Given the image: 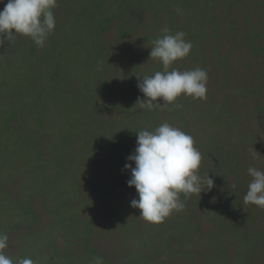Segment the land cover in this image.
I'll use <instances>...</instances> for the list:
<instances>
[{
  "label": "trees",
  "instance_id": "obj_1",
  "mask_svg": "<svg viewBox=\"0 0 264 264\" xmlns=\"http://www.w3.org/2000/svg\"><path fill=\"white\" fill-rule=\"evenodd\" d=\"M4 6L0 3V10ZM57 10L64 14L58 17ZM53 13L56 27L44 47H37L26 36L0 45V99L7 87L20 98L26 96L22 104L42 127L45 113L29 101H48L45 116H52L50 129L61 140L51 141L49 150L57 166L52 177H46L38 134L12 128L9 122L15 115L11 112L10 118H0L4 146L32 147L26 160L35 166L30 172L21 165L23 178L30 175L36 182L25 201L6 205L11 197L5 191L7 178L0 194V204L9 207L6 215L12 213L16 218L14 213H20L16 220L29 219L25 231L19 227L20 258H31L34 264H93L97 257L102 264H264V209L245 206L243 201L252 179L247 169L264 171V0H57ZM239 18L251 23L241 26ZM115 24L122 41L127 36H136L141 45L149 41L143 56L151 63L134 57L133 48L124 44L104 49L102 36ZM165 27L172 34L183 31L193 45L190 54L169 70L199 67L208 71L209 66L212 73L221 70L218 93L208 87L206 92V97L222 95L217 110L202 102L206 97L193 99L183 94L166 107L148 110L138 104L144 96L137 87V76L163 71L158 60L150 59V52ZM140 28L146 30L141 35ZM125 53L133 57L131 62ZM113 86L120 91L123 121H128L119 120L116 125L111 121L106 125L110 131L100 138L96 125L111 114L102 108L106 90ZM204 113L209 121L199 129L197 121ZM224 114L232 121L230 133L239 141L230 152L224 144L229 141L218 128L226 120ZM90 118L99 122L92 123ZM164 122L174 127L179 123V129L193 137L202 154L198 174H209L214 187L187 199L181 194L183 210L173 211L157 224L140 218L139 209L129 212L138 193L127 183L131 172L125 164L135 151L137 132L152 131ZM67 155L81 163L69 179L62 175ZM82 155L89 156L84 164ZM41 174L44 179H39ZM79 176L86 177L97 200H102L98 210L92 208L94 197L78 200L84 194ZM38 180L44 181L40 184ZM52 180H60L59 187ZM35 194L42 196L43 210L34 208ZM99 230L114 234L112 240L118 243L114 256L103 250L100 239L106 235ZM95 234H101L97 240ZM63 235L62 246L58 236Z\"/></svg>",
  "mask_w": 264,
  "mask_h": 264
},
{
  "label": "clouds",
  "instance_id": "obj_2",
  "mask_svg": "<svg viewBox=\"0 0 264 264\" xmlns=\"http://www.w3.org/2000/svg\"><path fill=\"white\" fill-rule=\"evenodd\" d=\"M0 3L5 4L0 10V45L5 40L11 42L17 36H26L37 47H44L56 27L53 9L57 7V0H7L6 3L0 0ZM162 31L164 35L153 41L150 59L158 60L163 71L137 76V87L144 96L138 102L142 109L166 107L174 104L182 94L193 99L206 97L208 74L205 70L199 67L186 71L169 70L175 62L190 54L191 41L185 39L183 31L172 34L167 27ZM161 99L163 103H160ZM252 155L256 157L255 152ZM127 159L129 163L125 164V170L131 172L127 183L138 193V198L131 201V207L139 209V217L146 222L158 224L173 211L183 210L185 204L181 194L187 199L191 194L201 196L202 192L214 187L209 174L206 177L198 174L202 154L193 137L167 122L152 131L137 132L135 151ZM247 173L252 179L243 198L244 205L264 209V171L249 167ZM8 247L9 236L0 233V264H34L28 257L13 261L5 255L4 250ZM93 264H102L101 258H95Z\"/></svg>",
  "mask_w": 264,
  "mask_h": 264
},
{
  "label": "rangeland",
  "instance_id": "obj_3",
  "mask_svg": "<svg viewBox=\"0 0 264 264\" xmlns=\"http://www.w3.org/2000/svg\"><path fill=\"white\" fill-rule=\"evenodd\" d=\"M222 6H224V5H222ZM63 14H64L63 12L57 10L58 17L60 15H63ZM227 19H226V22H227ZM239 22L241 23V26L251 23L250 20L245 22V20H243L242 18H239ZM117 29H118L117 25L115 24L114 26H112L111 29H109L102 36L104 49L105 50L110 49V48L112 49V47H115L117 49V48H121L122 45L124 44L126 46L131 47V50L133 48V50L136 52L134 57H136V58L140 57L143 60V63H151V62L146 60L145 56H143L144 53H146L145 49H146V46L148 45L149 41H146L144 45H141L137 41L136 36H129V37L127 36L126 38L123 39L124 41H122V39L118 38ZM144 31H146V30L140 28L138 34L141 35V33ZM24 41H26V38ZM206 47H207L206 49L210 48L209 46H206ZM116 52H119V50H116ZM117 54H119V53H117ZM125 54L127 56V59H129L131 62L133 57L130 56V54H127V53H125ZM201 55L202 54L200 53L199 56H201ZM236 57L237 56L232 57V60L236 59ZM191 63H192V61H191ZM192 65H193V63H192ZM235 67H237V64H235ZM2 70H0V73L2 72ZM206 72L208 74V80H207L206 87H208V89H210V91L218 93V90H219L218 87H219V85L221 83V79H222L221 70H219L215 73H212L214 71H212V67L209 66V69ZM67 77L70 78L71 77L70 74L67 75ZM0 81H2L1 77H0ZM11 88L12 87H7L6 92H4L1 96L0 110H2L1 112L4 114H0V118H4V117H6L7 119L10 118L9 114L11 112L15 115L14 118L9 122L11 124L12 128H14V129L15 128H18V129L21 128V130L24 133H26V132L28 133V131H35L38 134L39 140H40L39 146L42 148L43 153H44L43 165L45 166V169H44L45 170L44 171L45 176L46 177H50V176L52 177L54 170H56L55 166H57V165H55L56 164V162H55L56 157L52 154V152L49 149H52L50 147L52 144L51 141L53 139L55 141H58L57 139L60 138V136H58L56 133H54L55 130L52 131L50 129L51 126L52 127L54 126L53 122L52 121L50 122V120L52 119V116H49V118H47L45 116V114L48 113V111H47L48 101H46L44 98H42V99H44V101L36 102L35 99H32L31 101H29L30 106H33V107H39L40 106L41 107L40 109L45 113L44 115H42V119H43V127H42L40 124H36V122H38L37 117H35L36 115L35 114L30 115L28 112L29 108L26 105L22 104V100L23 99L25 100L26 96H24L23 98L16 96V92L14 90L11 91ZM0 90H2V88H0ZM44 92H46V90ZM119 93H120V91L119 90L116 91L114 86L108 87V89L106 90L107 98L105 99V102L103 104L102 109L104 110V112L106 114H107L106 110L110 111L111 114L106 115L107 118L104 121L105 123L103 122V124H97L96 125V128H97L98 132L100 133V135H99L100 138H105L106 137L105 135H107L108 131H110L109 130L110 125H109V129H108V127H106V125L109 124L111 121L114 122L115 125L117 124V122L119 120L123 121V116H125V114H124L123 109L121 107V97H120ZM44 96H46V94H44ZM221 97H222L221 94L214 96V97L207 96L205 98V100H202V102L203 103L207 102V104L212 106V109L217 110V105L220 103L221 100L223 101V98L221 99ZM261 98L264 101V95ZM13 104H14V106H12ZM1 108H3V109H1ZM4 108L6 109V111ZM204 115H206V114L204 113L203 115H201V117L197 121L199 123L198 124L199 129H203V128L207 127V122L209 121V118L205 117ZM110 116L112 118H110ZM224 117L226 118V120L223 121V125L219 126L218 128L223 133V135H225V137H227V139H228L227 141H229V143L227 145L224 142L225 150L230 152L234 149L235 146H238L239 141L237 140V138L233 137L234 133H230V131H229V130L232 131V121L227 119L226 114H224ZM90 120L92 123H93V121H98L96 118H94L93 121L91 118H90ZM126 121H128V119ZM126 121H123V123H126ZM92 123H90V125ZM175 124H177V126H176L177 128L181 127V125H179V123H175ZM191 128L195 131L198 129L197 127H191ZM5 138L6 137L4 135L0 134V194L1 193L3 194L4 184L6 183L5 184V191H7L8 194L11 195V197H10V199H8V203L6 205L14 204V203H16V201H17L16 204L20 205V200L25 201V199L28 195H32V191H30V189L34 188V186H32V184L36 185V182H33L34 179L32 177H30V175H25L23 178V175H22L23 167H21V165L24 164L26 168L30 169V172L33 170V169L31 170V168L35 167L34 164H32L31 162H28L26 160L27 155L29 156L28 151L32 150V147L28 146L25 148V150L24 149L20 150V149L14 148V147H7L6 148L4 146L5 142H6ZM222 140L224 141L223 138H222ZM60 141L61 140H59L58 142H60ZM58 142H56L57 146L59 145ZM30 143L33 145L32 142H30ZM70 143L72 144V143H74V141L72 140ZM67 147L70 148V146H67ZM71 148H72V146H71ZM68 156L69 155H67V157H64L65 158L64 159V168L62 171V175L66 179H69L71 173H73L76 169H78L77 164H81L80 161H76L74 159L70 160L68 158ZM88 157L89 156H86V155H82V157L80 156V160L83 161V164L85 163V160ZM17 172H18V174H17ZM45 176H44V174H41L39 176V179L40 178L44 179ZM4 178H7L5 183H4ZM78 178H80V180H81L79 189L84 191V194L77 197L78 200L83 202L85 198L88 199V198L94 197V199H93L94 203L92 205V208L95 209L94 207H96L98 210V208L101 207L102 200L101 201L97 200L93 190L91 191L88 183L85 180L86 177L81 178V176H79ZM42 181H44V180H38V182L40 184ZM58 181L61 182L60 180H58ZM59 182L53 181V186L59 187V185H60ZM2 183H3V185H2ZM27 184L31 185L32 187L26 186ZM50 186H52V185L50 184ZM53 188H56V187H51L50 189H53ZM35 193L39 194L41 192L37 190V191H35ZM85 194H86V196H85ZM49 197L50 196H47L45 198V200L48 201ZM33 198H34V202H35V203H33L34 208L38 209L39 211L43 210V205L39 203L42 201V199H41L42 196L36 195V197L33 196ZM4 206L0 204V233H5L9 236V247L7 249H5L4 252H5V255L13 258L16 261L20 258V255L22 254V251H23L22 250V243H21L20 238H19V235H20L19 232L21 231V229H19V227L22 228V232L25 231V222H27V220H29V219L27 217L24 221L16 220V218L20 215V213H14L16 218H14L12 213H9L8 215H6L7 211H9V207H4ZM128 209H129L130 213H133V207H131V205H129ZM98 215H99L98 218L101 219L100 217L102 215L99 213H98ZM47 221H48V219L45 220V223ZM99 232L102 233L103 237L106 235V238L100 239V242L104 248L103 250L108 252L109 257L114 256V253L116 250L114 248L118 245L117 242L112 240V237L114 236V234H110V233L105 234V232L103 230H99ZM98 235H101V234H95L96 240L98 238ZM58 237L60 238V241H61L60 244L62 245V242L65 241V236L63 235V236H58ZM30 246H32V245H30ZM73 247H75V249H78L79 245H73ZM115 262H117V259L115 260Z\"/></svg>",
  "mask_w": 264,
  "mask_h": 264
}]
</instances>
